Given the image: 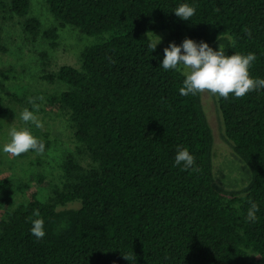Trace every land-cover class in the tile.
Here are the masks:
<instances>
[{"label": "trees", "instance_id": "trees-1", "mask_svg": "<svg viewBox=\"0 0 264 264\" xmlns=\"http://www.w3.org/2000/svg\"><path fill=\"white\" fill-rule=\"evenodd\" d=\"M45 1L57 25L43 32L30 0L8 4L31 38L42 34L55 47L65 26L103 38L82 51L78 68L44 75L67 87L47 101L67 119L78 156L65 155L53 194L20 193L15 203L13 181L0 179V264H264V89L216 97L245 180L227 190L214 171L202 94H179L184 73L163 70L164 48L152 51L147 36L165 30L225 55L253 53L250 73L264 79V0ZM181 4L196 9L189 21L173 13ZM4 113L0 97V125ZM39 139L46 152L49 140ZM183 148L193 168L175 164ZM250 201L259 207L254 223L246 221ZM71 202L80 206L59 208ZM34 210L42 240L30 233Z\"/></svg>", "mask_w": 264, "mask_h": 264}, {"label": "rangeland", "instance_id": "rangeland-1", "mask_svg": "<svg viewBox=\"0 0 264 264\" xmlns=\"http://www.w3.org/2000/svg\"><path fill=\"white\" fill-rule=\"evenodd\" d=\"M2 1L6 7L1 10L0 37L6 51L0 53V97L7 113H4L0 125V179L7 177L13 181L17 203L20 193L26 197L33 194L42 197L53 194L56 188H62L65 155L73 153L78 156L67 119L47 101V96L67 87L58 81L48 82L44 75L57 71L63 65L78 68L82 51L103 37H90L77 27L65 26L58 29L57 44L51 47V40L42 34L31 38L23 30V18L9 11L10 0ZM29 16L39 19L42 32L57 25L45 0H30ZM147 36L154 42L159 37V45L164 49L170 44L180 47L187 39L185 36L175 39L169 32L158 29L149 31ZM41 96L43 100L38 99ZM30 98H35V103L40 105L38 111L29 103ZM202 101L214 137L215 174L225 189L238 190L245 180L241 177V164L225 139L216 97L205 93L202 94ZM25 108L35 112L43 123L42 128L37 129L20 119ZM13 127L17 130L27 128L38 139L46 137L50 142L48 150L43 154L30 151L19 157L5 154L3 145L9 142V131ZM79 206L78 202H71L59 208Z\"/></svg>", "mask_w": 264, "mask_h": 264}, {"label": "clouds", "instance_id": "clouds-1", "mask_svg": "<svg viewBox=\"0 0 264 264\" xmlns=\"http://www.w3.org/2000/svg\"><path fill=\"white\" fill-rule=\"evenodd\" d=\"M196 9L188 4H181L173 12L176 17L183 21H189L195 15ZM245 34L251 35L248 29H244ZM160 38L156 37V42L151 44L152 51H155ZM183 50V54L181 51ZM257 57L253 53L225 55V50L218 46V50H212L208 44L197 45L190 39H185L182 46L177 47L170 44L164 49V58L160 67L163 70H183V86L179 89L181 96H196L198 94H209L224 100L229 97L242 99L253 91L264 89V79L253 78L250 69ZM38 99L43 100L41 96ZM29 103L33 105L35 111L40 105L35 103V98H30ZM20 119L25 124H32L35 128L43 127V123L35 115L34 111L25 108ZM10 140L3 145L2 151L12 157H19L28 152L43 154L45 144L32 134L27 128L17 130L15 127L9 131ZM175 164L183 165L182 170L193 168L195 157L190 154L187 148L180 149L175 156ZM198 171L199 169H195ZM247 210L246 221L256 222L259 211L258 204L250 201ZM32 216L37 217L31 221L30 233L37 240H42L46 232L44 230V220L39 218L40 213L34 210Z\"/></svg>", "mask_w": 264, "mask_h": 264}]
</instances>
